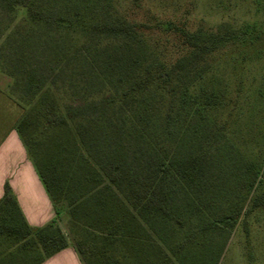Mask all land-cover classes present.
Wrapping results in <instances>:
<instances>
[{
  "label": "trees",
  "instance_id": "16d2710c",
  "mask_svg": "<svg viewBox=\"0 0 264 264\" xmlns=\"http://www.w3.org/2000/svg\"><path fill=\"white\" fill-rule=\"evenodd\" d=\"M117 4L0 0L9 15L17 7L25 11L26 39L49 28L97 39L91 51L77 59L67 82L75 101L82 99L91 109L89 115L77 106L65 110L57 92L45 90L24 67L13 75L23 96L13 100L24 110L16 130L58 219L43 228L29 226L6 184L0 201V264H43L68 248L70 241L59 227L62 213L73 229L118 242L123 256L130 255L135 264H219L226 245L209 238L208 232L234 228L244 209L239 205L257 182L253 165L241 160L230 211L195 231L225 192V183L217 185L222 187L217 191L210 180L216 157L225 156L221 149L227 144L225 125L218 119L227 95L208 80L212 60L250 31L191 32L172 22L153 29L121 15ZM159 35L176 41L181 55L166 58L154 40ZM70 50L62 54L60 67L80 51ZM17 55L26 57L27 52ZM127 102L132 104L130 112L120 118L118 109ZM125 139L134 141L137 151L126 147ZM178 186L201 200L202 206L195 202L190 213H182L186 218L174 203ZM263 206L261 194L244 216ZM187 225L190 232L176 241L174 231ZM72 245L84 264L90 255L102 264H127L85 239L75 238Z\"/></svg>",
  "mask_w": 264,
  "mask_h": 264
},
{
  "label": "rangeland",
  "instance_id": "374dc122",
  "mask_svg": "<svg viewBox=\"0 0 264 264\" xmlns=\"http://www.w3.org/2000/svg\"><path fill=\"white\" fill-rule=\"evenodd\" d=\"M116 6L119 13L127 19L145 23L153 29L160 23L172 22L191 32L200 29L216 31L220 28L250 31L244 40L227 47L212 60L208 80L214 87L224 89L227 95L226 105L218 116L225 125L227 144L221 149L225 156L216 157L210 180L214 186L225 183V192L213 204L208 215L201 218L202 222H199L198 227L195 226V231L203 227L202 223L213 221L216 216L230 211L229 207L236 197L233 191L238 184L236 176L241 172L238 167L241 160L246 161L258 172V179L248 194V200L239 205L244 209L236 225L234 228L225 226L211 234L208 232L207 236H214L219 244L226 245L219 264H264V206L244 216L253 199L264 194V0H140L138 4L132 0H118ZM25 19L26 14L22 8L17 7L16 12L9 15L0 6L2 87L12 99L19 101L23 97L21 87L16 85L13 75L24 67L26 74L32 73L37 82L45 84V90L54 89L57 92L58 100L65 110L77 106L83 114L89 115L91 109L87 108L84 100L75 101L76 98L68 91L67 82L77 69V59L87 55L91 51L90 45L97 39L86 33H59L56 28L42 30L26 39L23 35L26 29ZM154 40L166 58L174 60L181 55V49L173 39L159 35ZM70 47V51L77 48L80 51H76L75 56L60 67L58 62ZM21 50L27 52L26 57L17 55ZM131 105L130 102L120 105V118L130 112ZM124 144L131 151H137L138 146L134 141L125 139ZM140 147L144 150L143 145ZM174 188L177 190L173 196L174 203L179 206L178 212L183 218L187 215L182 213H190L188 210L195 202L202 206L198 196L193 195L188 188ZM215 189L219 191L222 187L217 186ZM220 200L224 201L218 207ZM66 220L64 234L71 244L75 238L85 239L97 249L111 251L127 264H135L133 257L123 256L118 242L94 237L89 231L73 229L68 216L63 217V222ZM175 231V240L178 241L185 238L190 229L187 225ZM88 261L89 264H102L91 255L88 256ZM81 263L84 264L82 260Z\"/></svg>",
  "mask_w": 264,
  "mask_h": 264
},
{
  "label": "crops",
  "instance_id": "0c3cea01",
  "mask_svg": "<svg viewBox=\"0 0 264 264\" xmlns=\"http://www.w3.org/2000/svg\"><path fill=\"white\" fill-rule=\"evenodd\" d=\"M24 110L6 93L0 80V201L8 184L20 210L32 228H43L58 219L56 208L36 171L28 151L16 130ZM59 216V227L65 232L67 220ZM43 264H82L70 243L68 248L47 259Z\"/></svg>",
  "mask_w": 264,
  "mask_h": 264
}]
</instances>
